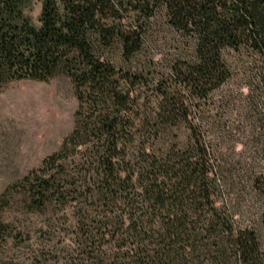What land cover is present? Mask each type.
I'll list each match as a JSON object with an SVG mask.
<instances>
[{"label": "trees", "instance_id": "16d2710c", "mask_svg": "<svg viewBox=\"0 0 264 264\" xmlns=\"http://www.w3.org/2000/svg\"><path fill=\"white\" fill-rule=\"evenodd\" d=\"M32 2L0 0V90L64 74L77 108L57 150L0 194V264H264L256 232L216 204L194 117L229 78L223 51L264 64V0H40L37 25ZM157 15L193 54L152 82L120 65Z\"/></svg>", "mask_w": 264, "mask_h": 264}, {"label": "rangeland", "instance_id": "374dc122", "mask_svg": "<svg viewBox=\"0 0 264 264\" xmlns=\"http://www.w3.org/2000/svg\"><path fill=\"white\" fill-rule=\"evenodd\" d=\"M40 0L29 15L38 24ZM193 45L157 15L149 36L129 64L149 81L167 78L177 62L189 60ZM228 80L204 100H197L195 121L212 156L218 188L216 204L224 207L239 229H252L264 246V64L251 51L225 50ZM77 101L71 80L59 74L47 82L14 81L0 90V194L4 188L37 168L57 150L73 127ZM184 135V133H183ZM181 135V138L184 136ZM256 181H259L256 182ZM41 217H33L38 221ZM7 260L20 262L23 250L8 245Z\"/></svg>", "mask_w": 264, "mask_h": 264}]
</instances>
